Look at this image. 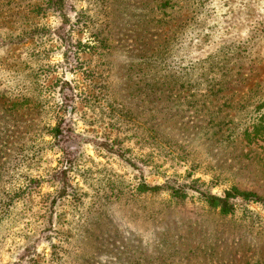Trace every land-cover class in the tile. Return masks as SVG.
Returning <instances> with one entry per match:
<instances>
[{"label": "rangeland", "instance_id": "obj_1", "mask_svg": "<svg viewBox=\"0 0 264 264\" xmlns=\"http://www.w3.org/2000/svg\"><path fill=\"white\" fill-rule=\"evenodd\" d=\"M0 264H264V0H0Z\"/></svg>", "mask_w": 264, "mask_h": 264}, {"label": "trees", "instance_id": "obj_2", "mask_svg": "<svg viewBox=\"0 0 264 264\" xmlns=\"http://www.w3.org/2000/svg\"><path fill=\"white\" fill-rule=\"evenodd\" d=\"M55 133H53V136L56 138L58 135L61 134V131L59 130V126L54 127ZM68 163H66L67 165ZM58 179L60 181H64L66 183L67 179V167L65 169L61 170V172L58 173ZM142 186V185H141ZM142 190L145 192H153L158 190V187H150L148 185H143ZM185 187H181V190ZM171 192L174 191L173 187H170ZM250 198H253V194L245 191H240L235 187L230 188L229 190H226L222 196H216V195H206L204 201L207 205L214 208H219L222 212L228 213L231 211L232 204L230 203L231 200L239 199L241 201L250 200Z\"/></svg>", "mask_w": 264, "mask_h": 264}]
</instances>
